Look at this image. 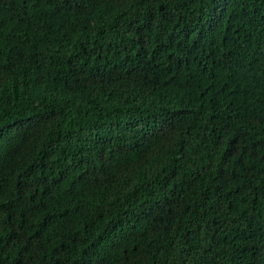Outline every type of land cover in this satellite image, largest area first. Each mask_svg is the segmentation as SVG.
<instances>
[{
  "label": "trees",
  "instance_id": "1",
  "mask_svg": "<svg viewBox=\"0 0 264 264\" xmlns=\"http://www.w3.org/2000/svg\"><path fill=\"white\" fill-rule=\"evenodd\" d=\"M0 264H264V0H0Z\"/></svg>",
  "mask_w": 264,
  "mask_h": 264
}]
</instances>
